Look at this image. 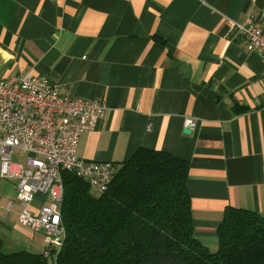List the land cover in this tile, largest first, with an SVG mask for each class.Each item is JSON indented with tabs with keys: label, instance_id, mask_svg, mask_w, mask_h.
Returning <instances> with one entry per match:
<instances>
[{
	"label": "crops",
	"instance_id": "1",
	"mask_svg": "<svg viewBox=\"0 0 264 264\" xmlns=\"http://www.w3.org/2000/svg\"><path fill=\"white\" fill-rule=\"evenodd\" d=\"M250 20L264 28V0H0L1 78L32 73L105 101L82 160L147 148L188 161L195 235L213 249L227 207L264 215V58L238 29ZM13 181H0V240L31 249L20 207L6 209Z\"/></svg>",
	"mask_w": 264,
	"mask_h": 264
},
{
	"label": "trees",
	"instance_id": "2",
	"mask_svg": "<svg viewBox=\"0 0 264 264\" xmlns=\"http://www.w3.org/2000/svg\"><path fill=\"white\" fill-rule=\"evenodd\" d=\"M116 165L114 179L98 195L75 172L64 171L61 250L48 249L47 257L5 254L0 240V264H264L263 214L227 207L214 252L196 237L188 161L141 148Z\"/></svg>",
	"mask_w": 264,
	"mask_h": 264
},
{
	"label": "built area",
	"instance_id": "3",
	"mask_svg": "<svg viewBox=\"0 0 264 264\" xmlns=\"http://www.w3.org/2000/svg\"><path fill=\"white\" fill-rule=\"evenodd\" d=\"M238 29L247 51L264 58V28L250 20ZM106 109L103 99L69 96L43 76L0 79V177L17 181L16 199L7 201L6 209L18 205L19 223L43 234L46 257L48 249L59 252L65 240L62 173L75 172L95 195L106 191L115 177V163L77 155L81 135L97 128ZM186 123L196 127L193 119ZM14 151L25 154L26 163L14 161Z\"/></svg>",
	"mask_w": 264,
	"mask_h": 264
},
{
	"label": "rangeland",
	"instance_id": "4",
	"mask_svg": "<svg viewBox=\"0 0 264 264\" xmlns=\"http://www.w3.org/2000/svg\"><path fill=\"white\" fill-rule=\"evenodd\" d=\"M3 76H4V71L2 68H0V79H3V78H1ZM13 153L15 154L14 155V161L20 162L23 164L26 163V155L25 154L18 152V151H14ZM0 181H8V180L2 179L0 177ZM13 182L16 184V190H17V181H13ZM31 232H32V235L35 237V240H34L35 247L28 249V247H27L28 245H26V247H25L24 246L25 244L20 243L19 235H17V236L9 235L7 238L5 237V239H4V243L2 245L3 252L5 254H13V253H17V252L27 251L30 253L42 254L43 252H41V249L43 247L44 248L46 247L45 243H44L43 234L36 233L33 231H31ZM217 247H218V244H217V246H214L213 249H210V250L214 252L217 250ZM39 250H40V253H38ZM49 263L52 264L51 260L49 261Z\"/></svg>",
	"mask_w": 264,
	"mask_h": 264
},
{
	"label": "water",
	"instance_id": "5",
	"mask_svg": "<svg viewBox=\"0 0 264 264\" xmlns=\"http://www.w3.org/2000/svg\"><path fill=\"white\" fill-rule=\"evenodd\" d=\"M192 132V129L190 127L187 128V130H185V134H190Z\"/></svg>",
	"mask_w": 264,
	"mask_h": 264
},
{
	"label": "bare ground",
	"instance_id": "6",
	"mask_svg": "<svg viewBox=\"0 0 264 264\" xmlns=\"http://www.w3.org/2000/svg\"><path fill=\"white\" fill-rule=\"evenodd\" d=\"M187 128V127H186Z\"/></svg>",
	"mask_w": 264,
	"mask_h": 264
}]
</instances>
